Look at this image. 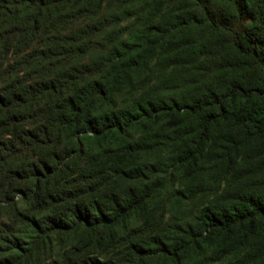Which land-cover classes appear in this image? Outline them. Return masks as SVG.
<instances>
[{"label": "trees", "instance_id": "obj_1", "mask_svg": "<svg viewBox=\"0 0 264 264\" xmlns=\"http://www.w3.org/2000/svg\"><path fill=\"white\" fill-rule=\"evenodd\" d=\"M0 264H264V0H0Z\"/></svg>", "mask_w": 264, "mask_h": 264}]
</instances>
